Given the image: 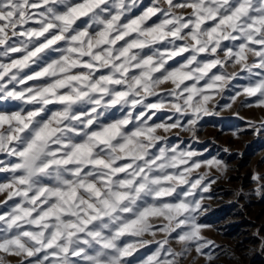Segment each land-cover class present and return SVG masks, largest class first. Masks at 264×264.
I'll list each match as a JSON object with an SVG mask.
<instances>
[{"label": "snow or ice", "instance_id": "obj_1", "mask_svg": "<svg viewBox=\"0 0 264 264\" xmlns=\"http://www.w3.org/2000/svg\"><path fill=\"white\" fill-rule=\"evenodd\" d=\"M241 96L264 107V0H0V264L211 262L199 215L215 180L190 177L226 165L158 132L195 137L216 97Z\"/></svg>", "mask_w": 264, "mask_h": 264}, {"label": "rangeland", "instance_id": "obj_2", "mask_svg": "<svg viewBox=\"0 0 264 264\" xmlns=\"http://www.w3.org/2000/svg\"><path fill=\"white\" fill-rule=\"evenodd\" d=\"M149 2L150 0H145V3ZM143 7L142 4L141 8ZM176 11L185 16L191 12L190 9ZM133 14H138V10ZM155 19L156 17H153V20ZM157 47H163V45ZM187 55L189 54L186 53L185 56ZM181 59V57L176 58V60ZM221 59H224L222 55ZM255 60L257 58L249 54L248 62ZM169 63L172 64L175 61ZM228 71L238 72L239 66L228 68ZM203 84L204 81H201V86ZM173 87L169 82L162 84L157 91L161 95H166ZM158 98V96L149 97L146 102L155 101ZM255 100V97L241 96L236 99L230 109H222L219 105L224 104L225 100L216 97L215 107L212 104L209 107L219 112V115L204 117L197 127L195 137L192 132L180 131V129H174L168 133L158 132V135L164 136L171 144H179L184 149L190 147L191 150L204 154L194 159L216 158L221 159L226 165V169L222 171L202 166L191 174L192 180L204 174H208L206 183L215 180L210 191L203 194L205 199L199 215V222L209 226L202 230L201 235L205 240L212 242L211 247L203 251H211L214 258L209 262L206 256L197 253L193 248L183 258L182 264H264V247H262L264 245V195L256 194V189L264 186V107L247 106ZM171 114L170 111H164L157 113V116L163 118ZM0 159H5V156L0 155ZM254 174L261 176L259 183L253 179ZM6 175L0 173V182H3ZM6 199L7 193L0 194V213L7 208L4 204ZM12 203L13 201H8V204ZM161 223V220H153L157 228ZM143 239L151 241L153 237L146 235ZM156 239H163V235L158 234ZM171 246L177 251L181 250V246L174 241ZM156 247V243L153 242L139 249L135 256L143 259ZM4 264H21V258L6 256Z\"/></svg>", "mask_w": 264, "mask_h": 264}, {"label": "crops", "instance_id": "obj_3", "mask_svg": "<svg viewBox=\"0 0 264 264\" xmlns=\"http://www.w3.org/2000/svg\"><path fill=\"white\" fill-rule=\"evenodd\" d=\"M13 39H15V38H13Z\"/></svg>", "mask_w": 264, "mask_h": 264}]
</instances>
